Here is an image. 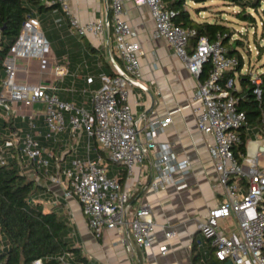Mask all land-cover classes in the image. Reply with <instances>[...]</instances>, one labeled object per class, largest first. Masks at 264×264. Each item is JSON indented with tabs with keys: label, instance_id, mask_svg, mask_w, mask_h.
Masks as SVG:
<instances>
[{
	"label": "built area",
	"instance_id": "1",
	"mask_svg": "<svg viewBox=\"0 0 264 264\" xmlns=\"http://www.w3.org/2000/svg\"><path fill=\"white\" fill-rule=\"evenodd\" d=\"M56 1L74 34L82 37L107 30L114 42L111 54L113 61H117V73L102 76L101 89L91 96L92 108L60 98L55 92V82L64 80L69 73L68 62L53 54L39 18H26L5 55L0 114L4 110L15 118L21 116L29 128L13 130L5 148L0 151V162L6 163L8 148L16 147L22 171L27 173L31 168L58 185L65 198L77 199L95 238H100L109 229H116L127 251L134 252L136 247L149 248L155 243L153 231L157 224L151 205L143 200L132 201L134 192L125 186L120 175H110L106 158L122 165L126 179H129L135 174L136 167L145 161V151H155V158L148 167L151 171L148 186L157 191L170 183L184 187L185 183L178 180L175 173H186L189 161L175 157L170 143L157 140V134L172 122L170 114L146 123L134 116L128 98L131 86L142 77L143 71L141 46L133 39L136 32L125 17V0H109L111 16L106 14L86 23L73 15L70 0ZM129 1L135 6L150 8L155 20L154 36L171 43L187 69L198 78V87L189 105L200 132L213 137L208 151L218 173V182L224 189L223 198L209 209L205 220L199 224L200 231L212 240L219 261L264 264V131L258 133L257 139L246 143V153L240 160L235 149L241 141L242 127L248 126L249 122L234 94L239 89L238 76H224L237 68L239 56L230 54L221 34L215 40L207 35L200 36L193 45L196 29L176 23L173 19L175 10L168 8L164 0ZM20 58L49 60L50 82L20 79ZM118 60L122 61L121 65ZM208 63L210 70L201 79ZM92 79L88 78L89 81ZM250 80L254 93L260 97L264 91V73H250ZM38 103L43 107L36 109ZM63 133L67 136L62 137ZM84 136L87 141L82 154L78 144ZM94 140L97 156L92 155ZM67 154L71 160L64 166ZM241 177L247 179V185L242 183ZM226 220L232 221L224 226ZM175 235V230L170 228L165 232L168 238ZM4 247L0 239V264H6L1 257ZM167 251L168 245L162 244L161 252ZM62 259L65 264H70L65 255ZM42 262L39 258L31 264Z\"/></svg>",
	"mask_w": 264,
	"mask_h": 264
},
{
	"label": "crops",
	"instance_id": "2",
	"mask_svg": "<svg viewBox=\"0 0 264 264\" xmlns=\"http://www.w3.org/2000/svg\"><path fill=\"white\" fill-rule=\"evenodd\" d=\"M108 1L70 0V5L73 15L86 23L88 20L109 15L112 10ZM124 4L125 17L136 32L133 39L141 46L143 71L142 77L131 86L128 100L132 104L135 118L141 123L169 114L172 116V122L156 137L160 142L171 144L175 157L189 161L186 173H175L176 178L182 180L185 186L179 187L170 183L158 191L148 186L151 176L148 167L150 161L155 158V151H145V161L136 167L135 174L129 179H126L124 167L107 156L110 175H120L122 178L125 174L124 184L134 192L132 201L137 203L143 200L150 204L157 223L153 231L156 237L154 245L149 248L136 247L134 252L124 248L116 229H109L100 238H95L77 199L65 198L58 185L30 168L26 174L39 186V191L34 197L35 202L42 203L46 210H56L68 218L72 243L80 246L83 254L94 264L224 263L216 258L212 240L205 237L199 229V224L205 220L209 209L223 198L224 189L218 182V173L208 151V144L213 137L200 132L195 114L189 105L198 87V78L187 69L171 43L165 38L154 36L155 20L150 8L147 5L135 6L129 0H125ZM44 11L52 14L56 23L57 36L60 39L58 47L49 39L38 15ZM33 16H37L42 23L53 54L63 62H68L69 73L64 80L55 82V92L62 99L73 100L92 108V93L101 89L102 76L112 74V68L115 70L116 67L117 61H113L111 54L113 39L109 37L107 30L102 34L89 33L82 37L74 34L60 6L36 10ZM118 61L121 65L122 61ZM50 67L49 60H18L20 79H28L31 82L49 83ZM89 77H93L92 81L88 80ZM84 90L87 91L84 93ZM4 114L5 111L2 110L0 119ZM244 129L250 132V139H257L262 130L254 129L251 124ZM1 131L3 130L0 128ZM61 136L66 137L67 134L63 133ZM97 154L98 148L93 142L92 155ZM12 155L10 150L6 152V157ZM66 156L64 166L71 160L69 154ZM169 228L176 232L173 238L165 236ZM162 244L168 245L165 254L161 252Z\"/></svg>",
	"mask_w": 264,
	"mask_h": 264
},
{
	"label": "trees",
	"instance_id": "3",
	"mask_svg": "<svg viewBox=\"0 0 264 264\" xmlns=\"http://www.w3.org/2000/svg\"><path fill=\"white\" fill-rule=\"evenodd\" d=\"M189 1L197 5L205 4L210 0H164L167 7L175 10L173 19L182 26H190L196 29L197 34L192 37L193 45L200 36L207 35L215 40L222 35L223 43L227 46L230 54L239 56L240 63L236 69L225 73V77H237L241 88L234 91L239 98V106L247 113L248 122L254 129H264V91L260 97L254 93L250 74L242 72L244 64L243 54L239 51L242 41L237 39L230 42L229 28L223 22L202 21L192 17ZM233 4H241L242 9L236 15L250 23L256 22L247 7L258 11L263 0H224ZM60 6L56 0H0V84L4 77V59L11 45L19 35L20 29L26 18L33 16L36 10ZM197 6L196 8H199ZM264 14V9L262 10ZM110 12L109 16H111ZM255 24V23H254ZM201 74L204 79L210 70V64L205 65ZM112 75L116 74L112 68ZM238 74V75H237ZM1 115V114H0ZM16 118L5 114L0 119L1 127H9L11 132L18 127ZM248 124V125H249ZM241 129V141L235 151L241 160L246 153V143L250 132ZM2 129V128H1ZM0 151L6 146L8 134L1 131ZM43 142L45 140L42 139ZM94 145L96 141L94 140ZM12 156L6 163L0 162V235L5 247L2 258L6 264H31L36 259H42V264H65L62 255H65L70 264H94L84 255L80 246H75L70 237L71 226L68 218L56 210H46L42 203L35 202V195L39 186L36 181L22 171L19 151L16 147H9ZM125 174L122 176L124 180ZM242 183L247 185V179L241 177ZM69 253V254H67Z\"/></svg>",
	"mask_w": 264,
	"mask_h": 264
},
{
	"label": "rangeland",
	"instance_id": "4",
	"mask_svg": "<svg viewBox=\"0 0 264 264\" xmlns=\"http://www.w3.org/2000/svg\"><path fill=\"white\" fill-rule=\"evenodd\" d=\"M197 6L200 7L196 8ZM188 7L190 8L193 17L198 20H218L226 24L230 31L229 34H231L230 42H235L237 39L242 41V44L239 45V51H241L244 55V65L242 66L243 73H264V14L262 12L264 4L259 7L258 11L252 9L251 7H247V10L256 17V22L253 23L237 17V11L242 9V5L238 3L233 4L224 0H210L203 5H197L195 2L189 1ZM38 15L42 20L44 29L49 39L54 43L55 47H58L60 39L59 36H57L56 23L53 20L52 14H48L47 11H44L39 12ZM236 82L238 84V88H241L239 78ZM36 106V109L43 107L39 103ZM22 120L21 116H17L15 123L21 130L28 129L29 124ZM0 128H2L5 134H8L9 136L12 135L9 127L4 128L0 126ZM0 136L2 137L1 134ZM86 141L87 139L84 136L78 144L79 147H81V152H84L85 150L83 147L86 144ZM248 141H250V137L248 138ZM228 221L225 222L224 226L229 223ZM0 239H2L1 235Z\"/></svg>",
	"mask_w": 264,
	"mask_h": 264
},
{
	"label": "water",
	"instance_id": "5",
	"mask_svg": "<svg viewBox=\"0 0 264 264\" xmlns=\"http://www.w3.org/2000/svg\"><path fill=\"white\" fill-rule=\"evenodd\" d=\"M220 264H233V262H232V260H227L226 262L220 263Z\"/></svg>",
	"mask_w": 264,
	"mask_h": 264
}]
</instances>
